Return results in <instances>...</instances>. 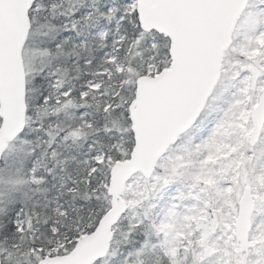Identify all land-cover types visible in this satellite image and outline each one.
I'll use <instances>...</instances> for the list:
<instances>
[{
    "label": "snow or ice",
    "instance_id": "6c2138e0",
    "mask_svg": "<svg viewBox=\"0 0 264 264\" xmlns=\"http://www.w3.org/2000/svg\"><path fill=\"white\" fill-rule=\"evenodd\" d=\"M0 264H264V0H0Z\"/></svg>",
    "mask_w": 264,
    "mask_h": 264
}]
</instances>
